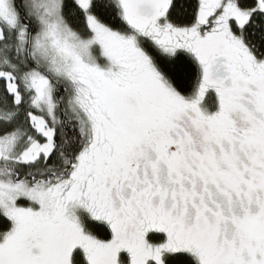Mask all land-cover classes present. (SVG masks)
Masks as SVG:
<instances>
[{
  "label": "snow or ice",
  "instance_id": "obj_1",
  "mask_svg": "<svg viewBox=\"0 0 264 264\" xmlns=\"http://www.w3.org/2000/svg\"><path fill=\"white\" fill-rule=\"evenodd\" d=\"M0 264H264V0H0Z\"/></svg>",
  "mask_w": 264,
  "mask_h": 264
}]
</instances>
